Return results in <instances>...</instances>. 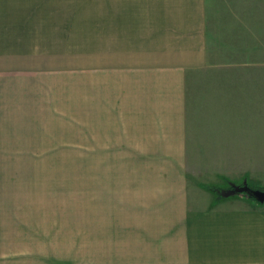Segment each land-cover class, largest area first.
I'll list each match as a JSON object with an SVG mask.
<instances>
[{
	"label": "crops",
	"instance_id": "0c3cea01",
	"mask_svg": "<svg viewBox=\"0 0 264 264\" xmlns=\"http://www.w3.org/2000/svg\"><path fill=\"white\" fill-rule=\"evenodd\" d=\"M207 63L205 0H0V264H264L252 167L189 153Z\"/></svg>",
	"mask_w": 264,
	"mask_h": 264
},
{
	"label": "rangeland",
	"instance_id": "374dc122",
	"mask_svg": "<svg viewBox=\"0 0 264 264\" xmlns=\"http://www.w3.org/2000/svg\"><path fill=\"white\" fill-rule=\"evenodd\" d=\"M205 12L208 63L191 71L186 85L190 114L208 118L198 132L213 141H188L189 153L205 170L252 167V181L264 189V0H205ZM228 105L239 110L225 113L226 140L218 141L217 109ZM233 116L241 129H230ZM79 152L87 168L88 141Z\"/></svg>",
	"mask_w": 264,
	"mask_h": 264
},
{
	"label": "trees",
	"instance_id": "16d2710c",
	"mask_svg": "<svg viewBox=\"0 0 264 264\" xmlns=\"http://www.w3.org/2000/svg\"><path fill=\"white\" fill-rule=\"evenodd\" d=\"M246 189H252L253 190V189H261V188L250 186L246 183H242V184L230 183V185L227 188L219 189L218 192L224 196H228V195H232V194L243 195V196H246L249 199H252L255 201V199L251 195H248ZM261 190H264V189H261Z\"/></svg>",
	"mask_w": 264,
	"mask_h": 264
},
{
	"label": "water",
	"instance_id": "95a60500",
	"mask_svg": "<svg viewBox=\"0 0 264 264\" xmlns=\"http://www.w3.org/2000/svg\"><path fill=\"white\" fill-rule=\"evenodd\" d=\"M248 195H251L256 201H264V191L261 189H246Z\"/></svg>",
	"mask_w": 264,
	"mask_h": 264
}]
</instances>
